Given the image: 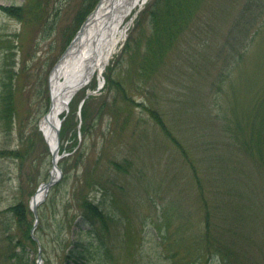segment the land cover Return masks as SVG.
Masks as SVG:
<instances>
[{"label": "rangeland", "instance_id": "obj_1", "mask_svg": "<svg viewBox=\"0 0 264 264\" xmlns=\"http://www.w3.org/2000/svg\"><path fill=\"white\" fill-rule=\"evenodd\" d=\"M255 1L204 0L187 19L188 27L171 48L159 57L148 54L152 64L150 73L143 68V62L147 59L146 46L152 34L150 10L155 0H149L128 17L124 26L131 23L127 26L126 39L104 70L103 86L99 88V81L94 80L79 91L69 111L61 115L64 128L60 147L64 153L59 165L64 169L61 168L60 180L51 186L45 201L38 206V214L44 216L50 229L54 227L55 202L66 212V206L61 204L66 201L62 199L64 194L59 192L62 185L58 184L67 182L69 177L67 199L72 197L71 193H77L71 198V214L75 212L78 198L95 191V179L110 189V198L125 218V225L114 230L119 246L118 264H126V251L131 246L142 245L150 259L148 264H163L154 257L156 252L150 235L144 238L139 233L148 227L152 235V220H157L162 203L174 205L181 216L186 215L185 207L195 210L193 218L198 229V223L204 220L200 192L189 183L188 166L177 162L175 146L163 137L159 126L141 108L140 104L145 102L166 117L169 127L188 146L210 183L212 173L230 176L226 183L233 196L214 191L209 194V199L216 203L214 209L219 210L216 217L222 221L214 225L211 238L219 247L227 249L224 254H229L231 262L264 264V173L252 159L243 157L229 145L213 102L215 83L221 74L232 75L228 81L223 78L221 82L224 90L221 114L224 109L234 113L243 111L264 90V22L255 19ZM99 2L0 0V35L5 37L3 47L8 50L0 49V83L3 79L13 81L16 114L10 129L0 120V213L19 201L30 208L40 186L50 180L51 148L40 130L41 121L51 107L50 76ZM13 6L24 8L22 20L2 9ZM260 27L263 28L257 31ZM236 57L240 58L238 67ZM109 75L119 80L128 94L122 97L120 92L113 91L108 95ZM89 93V119L85 121L89 130L84 134L80 130V114L75 111ZM186 99V103L175 104ZM105 103L114 114L101 110ZM81 144L83 157L80 152L73 156L71 152ZM224 144L220 156L218 149ZM114 162L126 169L116 171ZM107 177L114 179V183ZM85 182L91 188H84ZM146 192L160 193L156 199L157 211ZM221 210L227 220L221 217ZM236 211L240 214L236 215ZM179 215L173 224L181 223ZM28 220L35 222L34 214ZM123 229L134 233L136 240L128 239L122 249L119 231ZM188 231L195 233L193 229ZM43 242L48 244L46 250L41 248L46 264H60L57 243H51L47 236ZM4 245L0 240V260Z\"/></svg>", "mask_w": 264, "mask_h": 264}, {"label": "trees", "instance_id": "obj_2", "mask_svg": "<svg viewBox=\"0 0 264 264\" xmlns=\"http://www.w3.org/2000/svg\"><path fill=\"white\" fill-rule=\"evenodd\" d=\"M203 1L155 0L150 10L152 34L147 41V55L145 54L147 59L143 62V68L148 73L152 71V64L148 54L151 52L154 56L158 55L159 57L164 51L171 48L178 36L188 27L187 19L195 14ZM2 9L10 16L18 18V20L23 19V7H2ZM255 13V19L260 18L261 23L264 22V0L255 1ZM262 28L260 27L257 31ZM4 39L5 37L0 35V49L4 46ZM134 47L139 49L137 45ZM3 50L8 51L4 47ZM235 59L238 61L237 67L240 66V58L236 57ZM231 76L230 73L225 76L221 74L215 83L216 95L213 102L214 111H218L215 115L221 122L222 132L227 134L229 138V145L238 149L243 157L246 158L248 156L252 159L256 167L264 173V90L243 111L234 113L232 110L224 109V114H221L219 110L222 108V98H224L221 82L224 80L223 78L228 81L232 78ZM107 79L108 95L113 91L120 92L122 97L126 93L128 94V90L123 87L119 80L112 78L110 75L107 76ZM13 86V81L11 83L10 80L7 81L6 79H3L0 83V120L4 122L7 129L13 126L16 116ZM130 101H128V106L131 105ZM187 101L188 99L180 100L175 104L179 106ZM88 103L89 101H86L82 108V131L84 134L89 130V125L85 124V121L89 119ZM108 105V103H105L101 110L105 109V111L107 110L114 114L113 111L108 110ZM140 106L149 115V118L159 126L163 137L175 146L179 156L177 162L188 166L190 170L189 183H191V187L196 188L200 192L204 216V220L198 223L197 229L193 218L195 210L185 207L183 210L186 215L181 216L176 213L174 205L162 203V206L159 207L157 220H152V235L147 231L148 227L144 231L141 230L139 232L144 234V238L150 235L156 252L154 257L159 258L163 264H242L239 260L237 263L231 262L229 254H224L227 249L219 247L217 242L211 238V235L214 234V225L218 226V224H222V221L216 217L219 210L214 209L216 203L209 199V194L214 191L215 193H223L225 196L226 194L233 196L232 190L229 189L226 183L230 176L225 178V176L212 173L213 176H211L212 180L210 183L208 177L204 175L200 163L195 157H192L188 146L169 127L166 117L158 114V111L154 110L153 107L146 106L145 102L141 103ZM245 112L250 113L247 114ZM142 131L143 133L146 132ZM82 147L83 145L81 144L73 153V156L80 152V156L82 154L83 157L84 151L83 149L81 150ZM224 148L225 144L218 149L221 151L220 156H222ZM251 156L255 158H251ZM126 160L129 165L132 164L131 160ZM114 163L116 171L122 169L123 172L126 169L124 165L117 162ZM61 167H63L62 164ZM69 180L70 177L67 182L63 180L58 184L59 187H61L60 184L62 185L59 192L64 194L62 199L66 201H62L61 204L66 206V212H63L61 210L63 207L60 208L59 204L55 202L52 219V226L54 227L50 229V226L45 222L44 216L39 214V224L34 234L39 238L44 250L48 248V244L46 245L43 242L44 236H47L51 243H57L60 264H118L116 252L119 246L116 243L114 230L125 225V218H122L117 204L110 198V189L101 186L95 179L93 184L95 191L90 193L89 196L83 195L78 198L75 212L71 214L70 203L77 196V193L74 195L71 193L73 198L67 199L68 187L66 185ZM107 180L114 183V179H111V177H107ZM84 188L91 187L85 182ZM146 193L155 211H157L156 199L160 193ZM53 201H55L54 198ZM183 204L186 205L185 203ZM220 206L222 207V204ZM247 208L250 209L251 207ZM199 212L201 214V206ZM31 214L29 206L24 201H19L0 213V231H3L2 234L0 233L2 235L0 240L5 243L4 250L1 251L0 264H36L34 257L38 253V243L32 237L34 221L28 220ZM220 214L224 220H227L226 216L223 215V210H221ZM235 214L239 215L240 213L236 211ZM5 215L7 217L3 219ZM176 215L180 216L179 220H181V223L173 224L172 221L177 219ZM236 217H241V215ZM189 229L195 230V233H190ZM119 235L122 237L119 241L121 244L123 242L122 249L128 239L136 240L134 233H131L128 229L120 230ZM43 259L46 264L44 257ZM149 260L145 255L144 245L140 248L131 246L126 251V264H148Z\"/></svg>", "mask_w": 264, "mask_h": 264}, {"label": "bare ground", "instance_id": "obj_3", "mask_svg": "<svg viewBox=\"0 0 264 264\" xmlns=\"http://www.w3.org/2000/svg\"><path fill=\"white\" fill-rule=\"evenodd\" d=\"M145 0H101L88 17L83 30L73 40L50 76V112L42 119L40 128L52 150L57 146L58 119L66 111L69 100L78 90L87 87L95 76L101 80L121 42L125 39L128 17ZM126 27V28H125ZM56 178V172L53 171ZM43 191L32 199L38 203Z\"/></svg>", "mask_w": 264, "mask_h": 264}, {"label": "water", "instance_id": "obj_4", "mask_svg": "<svg viewBox=\"0 0 264 264\" xmlns=\"http://www.w3.org/2000/svg\"><path fill=\"white\" fill-rule=\"evenodd\" d=\"M60 124H61V121L58 120V125H60ZM56 128H57V130H56V131H57V136H59V127L57 126ZM56 151L58 152V146H57V148H56ZM53 165H54L55 167H57V165H56V158H55L54 155H53ZM56 181H57V180H53V178H52V179L50 180V182H48V183L42 185V188H44V191H45V192H44V196H43V198L40 200V202H42V201L45 200L49 188H50V187H51ZM37 207H38V203H35V204L32 206V210H33V212H34V215H35L36 219L38 218V213H37L38 210H37ZM41 260H42V258H41V254H39L38 264H42Z\"/></svg>", "mask_w": 264, "mask_h": 264}]
</instances>
